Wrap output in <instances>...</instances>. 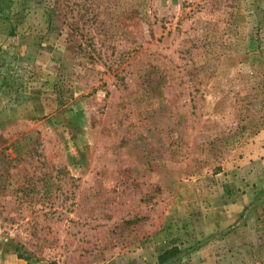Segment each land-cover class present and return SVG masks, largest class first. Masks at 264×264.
<instances>
[{
	"label": "rangeland",
	"instance_id": "374dc122",
	"mask_svg": "<svg viewBox=\"0 0 264 264\" xmlns=\"http://www.w3.org/2000/svg\"><path fill=\"white\" fill-rule=\"evenodd\" d=\"M0 212V264H264V0H0Z\"/></svg>",
	"mask_w": 264,
	"mask_h": 264
},
{
	"label": "trees",
	"instance_id": "16d2710c",
	"mask_svg": "<svg viewBox=\"0 0 264 264\" xmlns=\"http://www.w3.org/2000/svg\"><path fill=\"white\" fill-rule=\"evenodd\" d=\"M56 1V0H55ZM1 213V212H0ZM179 250L177 247H173L170 250L165 251L162 255H160L159 259L161 263L167 262L169 259L177 256Z\"/></svg>",
	"mask_w": 264,
	"mask_h": 264
}]
</instances>
